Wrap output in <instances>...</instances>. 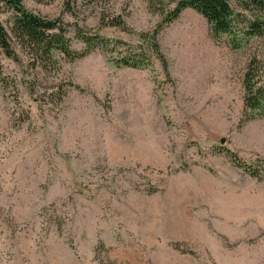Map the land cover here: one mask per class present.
<instances>
[{
  "label": "rangeland",
  "instance_id": "1",
  "mask_svg": "<svg viewBox=\"0 0 264 264\" xmlns=\"http://www.w3.org/2000/svg\"><path fill=\"white\" fill-rule=\"evenodd\" d=\"M78 32L130 45L164 28L158 61L119 67L96 50L29 75L4 58L0 81V264H264V116L243 80L264 73V12L229 0L231 35L170 0H22ZM10 14L1 12L8 26ZM117 57V53L113 55ZM264 85V79H263Z\"/></svg>",
  "mask_w": 264,
  "mask_h": 264
},
{
  "label": "trees",
  "instance_id": "2",
  "mask_svg": "<svg viewBox=\"0 0 264 264\" xmlns=\"http://www.w3.org/2000/svg\"><path fill=\"white\" fill-rule=\"evenodd\" d=\"M174 8L165 15L163 23L169 25L177 20L181 13L193 9L202 15L211 27L215 36L231 35L233 32L234 12L229 0H170ZM252 5L264 12V0H250ZM10 14L8 26L0 19V81L7 85L4 58L13 64L25 68L27 74L38 75L55 66V54L59 53L69 61L87 57L96 50L110 54L115 64L123 68L145 69L158 61L166 75L168 64L158 43V37L163 31L161 24L153 32L139 35L140 43L130 45L123 41L105 39L99 35L89 36L78 32V37L84 44L82 51L71 48L67 33L57 20H47L28 11L22 0H0V13ZM264 17L261 22L251 25L247 32L250 36L263 32ZM117 53V57L113 55ZM28 74V75H29ZM264 73L260 62L253 58L247 66L244 75V111L257 112L264 116ZM224 154L238 168L250 171L251 176L262 179L264 171L253 169L234 152L222 148L216 150Z\"/></svg>",
  "mask_w": 264,
  "mask_h": 264
}]
</instances>
